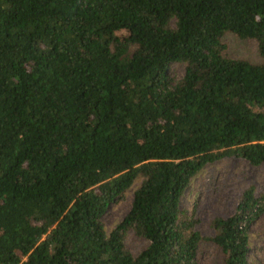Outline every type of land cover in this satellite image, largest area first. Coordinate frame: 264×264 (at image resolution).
<instances>
[{
	"label": "trees",
	"instance_id": "trees-1",
	"mask_svg": "<svg viewBox=\"0 0 264 264\" xmlns=\"http://www.w3.org/2000/svg\"><path fill=\"white\" fill-rule=\"evenodd\" d=\"M228 34L259 61L230 58ZM229 159L264 165V0H0V264H197L204 243L250 264L264 192L208 235L182 206Z\"/></svg>",
	"mask_w": 264,
	"mask_h": 264
},
{
	"label": "rangeland",
	"instance_id": "rangeland-1",
	"mask_svg": "<svg viewBox=\"0 0 264 264\" xmlns=\"http://www.w3.org/2000/svg\"><path fill=\"white\" fill-rule=\"evenodd\" d=\"M123 37H127L124 33ZM223 43L227 46V55L232 59L259 61L255 41H241L233 35H226ZM185 72L184 66L172 65L171 78L179 80ZM250 185L257 193L264 192V165L250 166L242 159L223 160L206 168L191 182L182 199L189 215L196 214L200 220L199 231L203 235L210 233V223L215 217L231 216L236 209L240 195ZM134 189L129 190L123 198L112 203L105 216L103 225L110 232L128 214L132 207ZM251 249L250 264H264V213L253 222L249 229ZM128 245L134 253L142 252L147 243L130 237ZM197 264H222L217 248L211 243H204L196 257Z\"/></svg>",
	"mask_w": 264,
	"mask_h": 264
}]
</instances>
